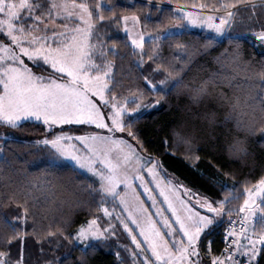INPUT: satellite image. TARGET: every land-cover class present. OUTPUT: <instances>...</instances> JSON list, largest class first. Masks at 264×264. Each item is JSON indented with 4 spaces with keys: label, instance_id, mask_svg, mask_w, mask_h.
Returning <instances> with one entry per match:
<instances>
[{
    "label": "snow or ice",
    "instance_id": "snow-or-ice-1",
    "mask_svg": "<svg viewBox=\"0 0 264 264\" xmlns=\"http://www.w3.org/2000/svg\"><path fill=\"white\" fill-rule=\"evenodd\" d=\"M165 2L146 0V6L154 7L161 14L152 21L153 32L146 33L144 29L149 26L151 11L142 22L139 15L118 13L111 0L91 3L89 0H0V124L22 131L29 121L42 123L51 138L46 135L33 143L49 151L47 167L68 168L72 176L87 173L78 188L81 193H87V199L77 198L76 206L94 203L96 211L107 218L101 223L100 216H93L74 233H67L62 225H44L42 220L47 215L38 216L29 211L30 200L31 207H36L34 191L44 195L47 205L49 197L54 203L56 189L63 185L48 181L37 187L30 180L0 184L3 189L0 209L13 204L23 209L15 215L0 211V264H24L23 237L28 235L25 228L29 220L31 235L36 237L37 244L46 241L51 245L55 240L58 248L63 239L83 245L79 264H87L89 250L95 252L98 244L106 245L117 237L118 227L123 228L135 245L136 250L123 246L133 258L132 264H258V257L264 255V195L257 198L258 194H264V176L244 188L246 198L238 209L227 207L238 196L226 190L223 199L198 200L200 207L206 209L202 213L181 197L171 180L160 176L162 169L158 160L141 154L142 144L132 131L133 122L160 105L169 91L185 94L192 105H200L215 94L227 109L224 120L232 121L235 129L227 143L228 156L244 163L252 159L251 138L264 137V61L257 70L243 59L241 37L245 33L237 31L236 25L247 20L248 34L264 42V0H216L193 5L208 9L207 13L184 9L166 11L161 7ZM129 21L132 28L128 26ZM122 22L127 40L107 38L106 26ZM186 25L200 26L212 33L204 38V50L218 41H227L229 47L224 50L227 60L221 67H230L231 75L214 72L206 79L184 81L182 73L190 64L192 54L178 37ZM146 35L153 42L148 52L145 51ZM173 38H176L175 48L184 55L175 56V62L169 63L156 51L159 47L156 42ZM127 41L133 46L131 55L138 58V67L143 69L147 56L151 62L148 69L163 74V79L154 83L141 71L145 88L138 87L129 96L121 97L114 91L117 81L113 69L117 57L124 59L118 46L123 43L128 47ZM216 59L221 62L220 57ZM241 76L242 83H233ZM225 84L229 92L223 91ZM189 111L193 122L207 120L210 129L217 123L214 111L203 114ZM72 124L95 125L108 134L99 131L76 134L62 128L55 131L56 126ZM126 130L136 140L135 145L114 135ZM172 136L173 145L182 144L188 153H193L197 139L195 124L191 132L173 130ZM210 137L209 132L203 138ZM163 143L169 146L167 139ZM189 158L198 160L199 156L192 154ZM145 169L159 189L171 219L165 215V209L156 206V198L144 179ZM229 175L224 173L226 177ZM135 181H140L139 187L148 194L155 212L145 206ZM223 187L226 189V184ZM108 204L112 205L111 209ZM234 215L239 219H234ZM221 221L226 225L223 239L227 243L215 254L211 240L204 246L202 237ZM68 223L64 221V225ZM137 231L142 241L137 238ZM14 241L21 242L15 258L11 253ZM44 251L41 246L40 252ZM116 256L119 259L120 253ZM45 264L62 262L56 256Z\"/></svg>",
    "mask_w": 264,
    "mask_h": 264
},
{
    "label": "trees",
    "instance_id": "trees-1",
    "mask_svg": "<svg viewBox=\"0 0 264 264\" xmlns=\"http://www.w3.org/2000/svg\"><path fill=\"white\" fill-rule=\"evenodd\" d=\"M89 2L91 3L92 0ZM215 2L216 0H166L161 7L166 11L178 10L179 7L209 11L208 9L193 7V5ZM111 4L116 6L118 13L139 15L142 22L145 19V14L151 11L152 14L148 18L149 26L144 29L146 33L153 32L152 21L161 16L154 7L150 9L146 6L144 0H111ZM105 6L107 7V5ZM247 25H249L247 20L236 25L237 31L245 33L241 37L243 40L242 56L245 61L250 62L258 70L260 62L264 61V48L255 44L253 36L247 32ZM106 31L109 39L127 40L122 23L120 25L109 23L106 26ZM211 35L203 30L184 29L178 37L179 42L186 45L192 54L190 64L182 73L186 83L206 79L214 72H220L224 75L232 74L230 67H221V63L227 60V53L224 50L229 45L226 40L218 41L207 50L203 49L204 38ZM127 43L128 47H124L123 43L118 46V51L120 55L124 56V59L121 60L117 57L113 69L117 81L114 91L121 97L129 96L130 91H134L138 87L145 88L144 82L140 78L141 71L144 75H148L154 83L163 79V74H155L148 69V64L151 62L147 60V56H145L143 69L138 67V58L131 55L133 47L129 41ZM152 43L149 38L145 40L146 52L150 50ZM156 43L159 45L156 51L166 62L174 63L173 58L175 56L184 55L183 52L175 48L176 38L171 41L165 39ZM217 57L221 58V62L217 61ZM159 62L157 61V63ZM152 66L155 67L154 64ZM237 82L242 83L243 77H237L233 83ZM219 90L217 89V91ZM223 91H230L226 84ZM190 109L192 112L201 114L206 111L216 112V125L210 129L207 120L198 119L193 122ZM226 110V107L215 98V94L213 97L205 98L200 105H192L185 94L177 95L174 91H169L161 100L160 105L146 111L142 119L133 122L132 131L136 132L142 144L140 149L142 153L158 160L163 171L171 175L179 184L210 201L223 199L225 191H231L233 195L238 196V199L233 200L227 207L235 210L241 206L244 200V188L251 187L264 176V137L251 138L250 151L253 153V158L246 163L229 157L226 150L227 143L231 141L235 129L232 121L224 120ZM193 124H195L197 139L194 142L195 147L192 154L198 155V160L189 158L192 154L186 151L184 145L172 144L173 130L189 133L192 131ZM61 128L76 134L94 131V127L89 125H64L56 127L55 131H59ZM209 132L211 137L204 139L203 137H207ZM46 135L51 138L49 131L40 122L29 121L22 131L13 130L0 124V148L3 149L0 151V178H3L0 179V184L30 180L36 183L37 187L40 183H47L48 181L63 185V188L58 187L56 189L54 203H51L53 198L49 197L50 203L47 205L44 195L39 191H34L33 194L37 197L36 207H31L33 202L30 200L29 211L30 213L35 212L38 216L47 215V219L42 220L44 225L49 223L53 227L62 225L67 233H74L88 219L93 216L101 217V214L96 211V204L94 203L76 206L77 198L87 199V193L78 191L79 185L87 174L82 172L80 176H72L68 168L47 167L45 161L50 158L49 151L43 146L33 143V141L42 139ZM165 139L168 140L169 146L163 143ZM132 141L136 144V140ZM225 172L230 173V175L224 176ZM224 184L227 186L226 189L223 187ZM0 191L3 189L0 188ZM42 209L48 210L45 212ZM0 211L15 215L22 212L23 209L17 208L13 204L0 209ZM65 220L69 221L67 225H64ZM30 225L31 220H29V226L25 228L28 235L23 237L24 264H45V261L54 259L56 256L60 257L62 264H79L82 246L63 239L60 240L58 248L55 240L51 245L46 241L37 244L36 237L31 235ZM224 225L222 221L218 222L207 235L202 237L204 246H207L208 241L211 240V247L215 254H218L222 245L221 234ZM117 231V239L130 244L120 227ZM20 243V241H14L12 244L13 258L19 253ZM115 243L116 239L112 238L106 245L98 244L95 252L89 250L86 257L87 264H120L116 252L120 253L122 261L129 262L126 251L117 247ZM41 246L45 249L44 253L40 252ZM258 264H264V255L258 257Z\"/></svg>",
    "mask_w": 264,
    "mask_h": 264
},
{
    "label": "rangeland",
    "instance_id": "rangeland-1",
    "mask_svg": "<svg viewBox=\"0 0 264 264\" xmlns=\"http://www.w3.org/2000/svg\"><path fill=\"white\" fill-rule=\"evenodd\" d=\"M198 10H199V9H198ZM198 10H197V11H192V12H203V13H207V12H209V11H204V10H202V11H198ZM184 11H185V12H189L188 10H184ZM129 16H131V15H129ZM122 24H123V22H122ZM128 26H129V28H132V27H133L131 21L128 22ZM244 26H245V25H244ZM247 26H248V25H247ZM136 27H137V29L140 28L139 25L136 26ZM257 28H258V25H257ZM185 29H189V30H203V31H205V32H207V33H209V34H212L208 29H206V28H202V27H200V26L186 25ZM252 36H253V35H252ZM146 39H148V36H147V35L145 36V40H146ZM253 40H254L255 44H256L258 47H262V48H264V42H261V41L257 40V39L255 38V36H253ZM129 43H130V41H129ZM130 44H131V43H130ZM131 46H132V45H131ZM132 47H133V46H132ZM137 51H138V50H137ZM35 122H37V121H35ZM42 125H43V124H42ZM72 125H76V124H72ZM85 125H88V124H85ZM43 126H44V125H43ZM62 126H64V125H62ZM89 126L94 127V131H99V132H102L103 134H108V133H107V130L97 129V128L95 127V125H89ZM44 127H45V126H44ZM56 127H60V126H56ZM45 128H46V127H45ZM114 135H115L116 137H122V138L125 139V140H129L130 143H132L133 145H135L134 141H132V139L128 136V134H127V130H126L125 132H123V133H121V132H116ZM72 143H77V142H76V141H73ZM140 152H141L142 155H144V156H148V155L143 154L141 150H140ZM154 159H155V158H154ZM161 169H162V168H161ZM158 171H160V170L158 169ZM83 173H84V172H83ZM84 174H87V173H84ZM87 175H88V174H87ZM143 175H144V179H145V181L148 182V186L152 189V195H154L155 198H156V201H157V205H156V206H157L158 208H163V209H165V215L169 216V218L171 219V218H172V217H171V213L167 211V205L163 202V197L159 195V189H157L155 183L152 182V177H151L150 175H148L146 169H145V172H144ZM160 176H161L164 180H171L172 183H173L174 185L177 186V190H178L179 194L181 195V197L184 198V199H186V200H188V202L191 204V206H193L197 211H200V212H202V213H206V210H205L204 208H201V207H200V205H199V203H198V200H201V201H202V200H205V199H207V198H205V197H203V196H200L199 194H197V193H195V192H192V191L188 190L189 188H187V187H185V186H183V185H181V184L178 185V184H177L178 182H177V181H176L171 175L165 173V172L163 171V169H162V171H160ZM135 184L137 185V191L141 194V199L143 200L145 206L149 207V209H150L152 212H155L156 209L151 207V205H152V201L148 198V194L144 192L143 188L139 187L140 181H135ZM180 185H181V186H180ZM259 195H264V194H258V197H257V198H259ZM244 198H245V196H244ZM207 200H208V199H207ZM242 203H243V202H242ZM107 206H108L110 209H111V207H112L111 204H108ZM100 214H101V217H102L100 222H101V223H104V221H105L107 218H104V217H103V213H102V212H100ZM157 219H159V218H157ZM130 226H132L133 228H135L134 225H130ZM120 229L124 232V230H123L122 227H120ZM117 232H118V231H117ZM124 234H125V236L128 238V241H129L130 244L123 243V242H121L120 240H118L117 237H115V239H116V243H115L116 246H117V247H120V248L123 249V250H125L123 246H127L128 249H130V250H136V249H135V245L131 243V238L127 235L126 232H124ZM136 235H137V238H138V239H140L141 241L143 240V238L139 236L138 231L136 232ZM77 245H79V244H77ZM79 246H82V247H83V245H79ZM144 247H146V245H145ZM116 253H117V252H116ZM116 253H115V254H116ZM126 253H127V255H128L129 262L125 263L124 261H122V258L120 257L119 259L117 258V260L120 262V264H132V259H133V258L130 256L129 252L126 251ZM116 257H117V256H116Z\"/></svg>",
    "mask_w": 264,
    "mask_h": 264
},
{
    "label": "built area",
    "instance_id": "built-area-1",
    "mask_svg": "<svg viewBox=\"0 0 264 264\" xmlns=\"http://www.w3.org/2000/svg\"><path fill=\"white\" fill-rule=\"evenodd\" d=\"M144 1H146V0H144ZM180 9H184V10H197V9H194V8H189V7H179ZM234 219H239V217H236L235 215H234V217H233ZM224 227H226V225H224ZM237 228H239V224H237ZM224 229V228H223ZM222 245H221V248H220V250H222L224 247H225V244L227 243L224 239H223V237H224V235H225V233H224V231L222 230ZM220 253V251L218 252V254Z\"/></svg>",
    "mask_w": 264,
    "mask_h": 264
},
{
    "label": "crops",
    "instance_id": "crops-1",
    "mask_svg": "<svg viewBox=\"0 0 264 264\" xmlns=\"http://www.w3.org/2000/svg\"><path fill=\"white\" fill-rule=\"evenodd\" d=\"M177 184L179 185V183H177ZM180 186H181V185H180ZM188 190L192 191L191 189H188ZM192 192H194V191H192ZM245 198H246V194H245ZM245 198H244V199H245ZM243 201H244V200H243ZM242 204H243V203H242ZM242 204H241V205H242Z\"/></svg>",
    "mask_w": 264,
    "mask_h": 264
},
{
    "label": "water",
    "instance_id": "water-1",
    "mask_svg": "<svg viewBox=\"0 0 264 264\" xmlns=\"http://www.w3.org/2000/svg\"><path fill=\"white\" fill-rule=\"evenodd\" d=\"M206 210V209H205Z\"/></svg>",
    "mask_w": 264,
    "mask_h": 264
}]
</instances>
